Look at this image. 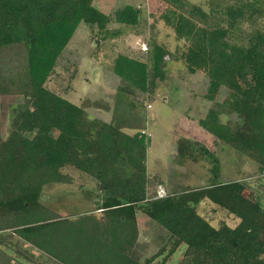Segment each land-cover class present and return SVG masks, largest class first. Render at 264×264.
Segmentation results:
<instances>
[{"label": "trees", "instance_id": "obj_1", "mask_svg": "<svg viewBox=\"0 0 264 264\" xmlns=\"http://www.w3.org/2000/svg\"><path fill=\"white\" fill-rule=\"evenodd\" d=\"M243 2L264 16V0ZM245 4L226 6L216 26L195 25L178 13L175 30L188 40L177 56L154 39H145L144 60L117 54L112 68L120 84L105 121L91 118L84 106L46 83L81 23L89 26L99 50V37L112 21L131 28L145 23L141 8L127 4L110 15L94 0H0V48L22 45L27 60L18 74L27 80V90L9 108L7 134L0 137V217L11 220L8 227L16 236L53 264H166L181 249L176 264H264V32L257 30L248 45L230 39V28L245 16ZM190 11L208 16L199 5ZM172 56L184 62L188 73L202 72L207 78L203 96L215 103L198 124L217 142L257 162L255 185L248 177L219 181L216 150L181 137L179 157L195 156L201 149L210 183L165 196L150 190L155 185L148 181L145 165L150 136L142 129L128 134L122 128L140 126L146 115L144 96H152L158 82L169 78L164 66ZM222 87L228 94L217 102ZM65 167L94 179L102 195L96 205L100 216L58 217L41 203L46 185L71 184L72 177L61 170ZM204 199L239 222L212 225L196 209ZM137 210L165 231L156 235L159 244L165 243L144 259L147 241L139 238ZM170 242L164 260L153 263Z\"/></svg>", "mask_w": 264, "mask_h": 264}, {"label": "rangeland", "instance_id": "obj_2", "mask_svg": "<svg viewBox=\"0 0 264 264\" xmlns=\"http://www.w3.org/2000/svg\"><path fill=\"white\" fill-rule=\"evenodd\" d=\"M127 4L141 8L145 23L138 28H131L112 21L107 31L99 37L101 40L99 50L94 47L96 44L89 26L81 23L60 57L55 72L46 83L49 89L84 106L91 118L98 117L107 121L110 117L115 93L120 84V78L112 68L117 54L126 53L144 60L148 48L145 39H154L163 44L172 55L177 56L188 40L186 35L175 30L178 13L184 12L195 25L216 26L226 6H240L245 3L243 0H179L178 3H173L172 0H94V5L100 11L110 15ZM192 5L201 6L208 16L201 18L192 13L190 11ZM245 9H247L245 16L236 26L230 28V39L235 43L248 45L249 38L257 30L264 32V16L253 13V8L248 4H245ZM26 64L22 45L14 44L0 48V137L7 134L10 122L9 108L21 101L20 91L27 90L25 85L27 80L22 79L21 75L18 76ZM164 67L169 78L158 82L152 96H144L146 115L142 118L140 126H134L135 132L143 129L150 136L151 144L148 147L150 175L153 171L158 172L165 181V189L171 191L190 189L198 186L199 183H194L199 181L204 183L207 178L202 175H208L209 165L202 157L201 149L195 150L194 157L200 159L188 166L190 168L188 170L187 164L183 163V170L173 161L174 159L172 160V149H178L177 140L182 137L216 150L221 166L219 181L227 182L248 177L251 185H255L257 162L233 146L217 142L211 133L198 124V119L204 117L207 109L215 103L203 96L208 83L204 74L188 73L184 62L175 59L174 56L166 57ZM227 94L228 91L224 87L220 88L217 102H221ZM222 118L225 120L224 116ZM181 159L186 163L188 161V158ZM61 170L72 177L71 184L46 185L42 191L41 203L46 207L50 206L58 217L76 218L83 213L100 216L99 210L96 209L95 198L98 196L95 192L94 179L71 167ZM187 171L191 173L192 180L184 185L186 180H178L177 174ZM210 177L206 184L210 183ZM153 191L158 195L157 189L153 188ZM196 209L214 226L226 223L233 227L239 222L235 215L206 199L202 200ZM0 222L3 226L12 224L11 220L7 221L4 217H0ZM156 228L161 229V226L152 219L145 215L144 218H140V239L147 240L146 247L141 252L142 259L157 252L165 243L159 244L160 238L156 235L160 234L162 237L164 233L155 231ZM153 232L155 233L153 237L147 235ZM20 241L21 239L13 235L10 229L0 231V264H53L42 253L30 252L34 251L33 248H30V251L25 250L26 253L24 251L23 254L18 253ZM171 247L173 244L170 242L153 263L162 262ZM182 253V249L175 252L167 258L166 264H176Z\"/></svg>", "mask_w": 264, "mask_h": 264}, {"label": "crops", "instance_id": "obj_3", "mask_svg": "<svg viewBox=\"0 0 264 264\" xmlns=\"http://www.w3.org/2000/svg\"><path fill=\"white\" fill-rule=\"evenodd\" d=\"M104 120V119H103ZM110 120V117H109V119L107 120V121H109ZM199 120V119H198ZM106 121V120H105ZM123 129V128H122ZM129 130H131V132L129 131ZM134 130V128H130V127H124V129H123V131L124 132H126V133H128V134H133V133H135V130ZM143 130V129H142ZM144 132H145V130H144ZM146 134H148L149 135V133H147V132H145ZM178 141V140H177ZM178 143V142H177ZM150 144H151V140H150ZM150 146V145H149ZM167 157H168V154H167ZM172 160L173 161H175L177 164H179L181 167H182V169H183V163H185V164H187V170L188 169H190L188 166H190L191 164H194L195 162H196V160H198V159H200V158H195L194 156H192V157H186V158H188V161H187V163L186 162H183L184 160H182L180 157H179V154H178V149H172ZM174 157V158H173ZM178 158V159H177ZM148 160H149V150H148V148H147V150H146V159H145V165H146V174H147V178H148V181L149 182H151V181H154L155 183H153L152 185H154V187L152 186L151 187V189L150 190H152L153 191V188H155V189H157V192H158V196H165V195H168V194H172V193H178V192H182V191H184V189H182V190H173V191H171V190H167V189H165V181H164V179H163V177L158 173V172H156V171H153V173L150 175V170H149V165H148ZM166 161H167V159H165ZM205 162V161H204ZM207 165V164H206ZM207 168H208V165H207ZM184 170V169H183ZM208 170V169H207ZM175 174H176V172L175 171H173ZM207 173H208V175L206 174H203L202 176L203 177H205L206 176V180L204 181V183L202 184L200 181L199 182H193L194 184H197V183H199L198 184V186L196 185L195 187H192V188H197V187H200V186H202V185H206V181L209 179V177H210V173L207 171ZM190 176H191V173H189L188 171L186 172V173H184V172H180V175H178L177 174V178H178V180H186L185 181V183H184V185L186 184V183H190L189 182V180H192V179H190ZM152 183V182H151ZM180 184H182V183H180ZM178 185V184H177ZM200 185V186H199ZM95 192H96V194H97V198H95V200H97L96 202H97V204H100V199H102V195L98 192V191H96L95 190ZM161 192V193H160ZM49 211H51L52 213H53V209H51V207L50 206H47L46 207ZM141 215V216H140ZM144 215H145V217H147V218H149L148 216H147V214L146 213H144L142 210H137L136 211V218H137V224H138V229H139V231H140V218H144ZM8 221V220H7ZM2 224H1V222H0V226H1ZM10 229V232L11 233H13V235H15L16 236V234L13 232L14 231V228L13 227H8V226H1L0 227V231H2V230H9ZM155 231H158V232H161V233H164V235H165V231H163L162 229H157L156 228V230ZM154 231V232H155ZM154 232L152 233V234H154ZM152 234H147L149 237L152 235ZM140 235L141 234H139V238H140ZM147 241V240H146ZM20 243H21V245H19V248H18V253H22L23 254V251L26 253V251L25 250H29L30 251V248H33V250L34 251H30V252H33V253H36L37 254V252H40V253H42L40 250H38L36 247H34V246H32L31 244H29L28 242H26V241H24V240H22L21 239V241H20ZM22 248H26V249H22ZM178 251H180V250H178ZM42 254H44V253H42ZM28 256V255H27ZM46 257V256H45ZM10 262H12V261H10Z\"/></svg>", "mask_w": 264, "mask_h": 264}, {"label": "built area", "instance_id": "obj_4", "mask_svg": "<svg viewBox=\"0 0 264 264\" xmlns=\"http://www.w3.org/2000/svg\"><path fill=\"white\" fill-rule=\"evenodd\" d=\"M148 107H150V105H148Z\"/></svg>", "mask_w": 264, "mask_h": 264}]
</instances>
